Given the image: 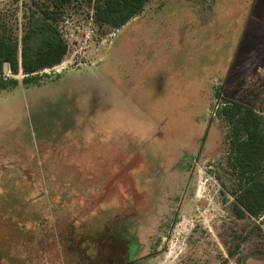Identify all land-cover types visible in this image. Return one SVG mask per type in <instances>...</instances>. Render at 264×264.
Listing matches in <instances>:
<instances>
[{"label":"rangeland","instance_id":"obj_1","mask_svg":"<svg viewBox=\"0 0 264 264\" xmlns=\"http://www.w3.org/2000/svg\"><path fill=\"white\" fill-rule=\"evenodd\" d=\"M33 1L0 0L21 41ZM71 0L63 63L0 93V264H264L234 212L227 102L264 120V0H149L114 29ZM122 244V246H121Z\"/></svg>","mask_w":264,"mask_h":264},{"label":"trees","instance_id":"obj_2","mask_svg":"<svg viewBox=\"0 0 264 264\" xmlns=\"http://www.w3.org/2000/svg\"><path fill=\"white\" fill-rule=\"evenodd\" d=\"M149 0H99L95 19L101 25L120 29L136 18ZM71 0L33 1L24 15L23 35L0 29V93L18 86L19 80L6 77L5 65L13 76L22 70L25 86L39 85L40 74L61 65L68 43L59 24ZM222 114L230 126L229 167L239 181L234 212L239 219L260 217L264 213V120L256 111L227 102ZM122 246V244H121ZM107 264H135L123 255L112 254Z\"/></svg>","mask_w":264,"mask_h":264},{"label":"crops","instance_id":"obj_3","mask_svg":"<svg viewBox=\"0 0 264 264\" xmlns=\"http://www.w3.org/2000/svg\"><path fill=\"white\" fill-rule=\"evenodd\" d=\"M255 2H256V0H254V4H255ZM214 5H215V0H212L210 7L201 8L198 11H194V12H189L188 15L193 14L194 19L198 20L199 23H201L203 25L207 24L210 21L209 18L213 17V15H212L213 9L212 8H214Z\"/></svg>","mask_w":264,"mask_h":264},{"label":"built area","instance_id":"obj_4","mask_svg":"<svg viewBox=\"0 0 264 264\" xmlns=\"http://www.w3.org/2000/svg\"><path fill=\"white\" fill-rule=\"evenodd\" d=\"M258 223H260L261 227L264 229V213L258 218Z\"/></svg>","mask_w":264,"mask_h":264},{"label":"water","instance_id":"obj_5","mask_svg":"<svg viewBox=\"0 0 264 264\" xmlns=\"http://www.w3.org/2000/svg\"><path fill=\"white\" fill-rule=\"evenodd\" d=\"M7 69L6 65H5V70Z\"/></svg>","mask_w":264,"mask_h":264}]
</instances>
